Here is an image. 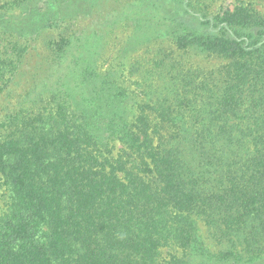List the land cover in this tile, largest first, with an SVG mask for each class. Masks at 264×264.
<instances>
[{
  "label": "trees",
  "instance_id": "trees-1",
  "mask_svg": "<svg viewBox=\"0 0 264 264\" xmlns=\"http://www.w3.org/2000/svg\"><path fill=\"white\" fill-rule=\"evenodd\" d=\"M211 1L0 3V264H264V14ZM104 5L139 39L114 61L169 52L100 70L83 30L24 64Z\"/></svg>",
  "mask_w": 264,
  "mask_h": 264
},
{
  "label": "rangeland",
  "instance_id": "rangeland-1",
  "mask_svg": "<svg viewBox=\"0 0 264 264\" xmlns=\"http://www.w3.org/2000/svg\"><path fill=\"white\" fill-rule=\"evenodd\" d=\"M2 1H11V0H0V3ZM123 1L125 0H121L120 3L127 4V3H124ZM242 3L249 5L250 7L249 9L256 11L260 14H264V1L263 0H212L209 5L208 12L211 15H215L216 13L225 12L227 10L232 11ZM137 7L138 6L135 5V7H132L130 9H127V11H125L127 12V18L128 17L132 18L136 16L139 17L138 16L139 14L144 15L145 13H147L146 8L141 7L139 9ZM106 11H110V7H107V5H104V7L101 6L100 9H97L96 11L91 12L90 14H85V16L74 19L69 23L61 24L60 26L47 30L46 32H44V34L41 35L38 41L31 43L28 49L29 53L26 54L25 56L24 64L29 66V64H33L35 61H39L41 58L46 57V55H48L45 50L47 43H51V45H53L55 42H58L61 38L70 37V36H79L81 35L80 33L83 32V30L95 31L97 34L102 35L103 38H105L104 41L103 40L100 41L98 39L100 37L98 38L95 37L98 40L96 39L94 40L92 38L86 39L87 37L85 38V36H83L82 34V36L80 37V40L76 43V46H78V48L80 49V52H82V56H81L82 58H85L88 55V53L92 50L94 51L95 49L96 50L99 49L101 51L102 53L101 59L98 62L100 70L107 69L109 65H115L117 63L119 64L123 62L131 63V62L142 60V59L147 60L159 49H165L166 51L169 52L168 47H165L162 44L157 45L159 47H157L156 45L152 47H148V48L140 47L136 51L131 50L127 58L118 59L117 62L114 61V58H115L114 51L116 52L118 49L122 48L127 38H128L127 45L129 47H127L126 43L125 45L129 50L134 47L133 46L134 43H137L139 39L137 37L131 38V33L132 31H134L133 25H132V23H134L133 20H131V22H128L127 24L117 23V25H115L117 28L112 29V33L107 34L105 36L104 32L101 31L102 27L100 26L101 25L100 23L103 21V17L101 16H106L107 14L116 15V12H112V11L111 13L106 14L105 13ZM100 43L102 45L104 44L102 49L99 48ZM5 44H6L5 48L10 49V45H8L6 42ZM169 48H170V51L173 52V56H175L176 55L175 47L174 48L169 47ZM191 60L196 61L203 68H212V67L219 66L215 60H204L196 56L192 57ZM17 82L19 83V80H17ZM71 82L72 80L69 81V83ZM21 88L22 87L19 86L16 89H14L13 93L16 95L15 97L19 95V93L21 92ZM6 100L8 103L10 101L12 105L15 104L14 98H12L11 100L9 98L4 99L3 101H6ZM2 104L4 103L1 102L0 105Z\"/></svg>",
  "mask_w": 264,
  "mask_h": 264
}]
</instances>
